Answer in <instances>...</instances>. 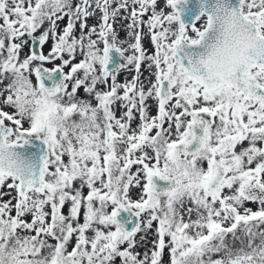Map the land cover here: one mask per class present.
Instances as JSON below:
<instances>
[{
  "label": "snow or ice",
  "instance_id": "6c2138e0",
  "mask_svg": "<svg viewBox=\"0 0 264 264\" xmlns=\"http://www.w3.org/2000/svg\"><path fill=\"white\" fill-rule=\"evenodd\" d=\"M0 264H264V0H0Z\"/></svg>",
  "mask_w": 264,
  "mask_h": 264
},
{
  "label": "rangeland",
  "instance_id": "374dc122",
  "mask_svg": "<svg viewBox=\"0 0 264 264\" xmlns=\"http://www.w3.org/2000/svg\"><path fill=\"white\" fill-rule=\"evenodd\" d=\"M121 36L123 37L124 36V33H121Z\"/></svg>",
  "mask_w": 264,
  "mask_h": 264
}]
</instances>
